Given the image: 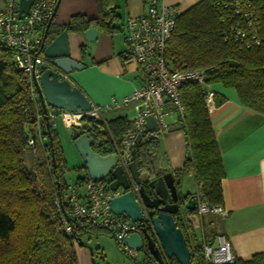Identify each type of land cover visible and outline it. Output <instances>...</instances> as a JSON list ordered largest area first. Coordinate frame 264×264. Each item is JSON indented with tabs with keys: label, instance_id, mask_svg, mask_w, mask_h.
Segmentation results:
<instances>
[{
	"label": "trees",
	"instance_id": "16d2710c",
	"mask_svg": "<svg viewBox=\"0 0 264 264\" xmlns=\"http://www.w3.org/2000/svg\"><path fill=\"white\" fill-rule=\"evenodd\" d=\"M216 1L223 0H200L177 17L165 46V57L173 68L202 69L208 83L220 82L235 88L244 107L264 115V40L245 48L225 38L214 6ZM97 5L96 18L86 19L77 14L66 26H53L52 31L62 28L83 32L90 26L109 32L116 30L113 22L118 16L112 0H97ZM84 51L81 46L82 57ZM180 97L184 116L179 127L184 132L187 151L181 167L172 171L176 188L180 191L183 176L191 175L200 185V194H194L196 198L209 206H221L224 170L202 88L197 83L184 84ZM214 99L215 105H219L225 97L215 92ZM38 109V103L29 96L25 76L14 65L13 52L0 47V264H79L76 247L84 245L82 236L109 233L68 216V185L63 178L65 158L56 128L50 126L48 131L42 121L41 132L47 139L42 145H28V139L35 136L32 119ZM131 128L127 116L120 115L108 120L86 117L78 130L90 133L92 149L104 155L115 152ZM157 149L155 138L143 139L135 146L137 168L151 178L162 173L154 165ZM26 150L32 156L30 168L26 166ZM38 154L42 156L38 158ZM78 168L84 170V176L77 178L75 186L89 178L84 163ZM190 195L185 194V198ZM55 197L59 206L54 203ZM61 214L71 225L70 232L64 230ZM176 221L191 253L188 264H209L203 255L204 235L195 231L190 220L179 217ZM170 260L178 263L174 257ZM230 264H264V259L256 253L250 259L237 258Z\"/></svg>",
	"mask_w": 264,
	"mask_h": 264
},
{
	"label": "built area",
	"instance_id": "2783aa9c",
	"mask_svg": "<svg viewBox=\"0 0 264 264\" xmlns=\"http://www.w3.org/2000/svg\"><path fill=\"white\" fill-rule=\"evenodd\" d=\"M0 7V47L9 48L13 52L15 67L25 76L29 96L36 101L39 109L34 113V137L28 139V145H42L47 135L41 132L42 121L49 127L56 128V119L71 129L81 127L86 117L102 119L103 112L112 108L131 106L134 115L131 119L132 128L127 131L120 145L115 148L116 164L127 169L132 160V149L135 138L141 140L160 139L170 130L168 115L175 114L177 121L182 120L184 108L180 97V88L187 83H197L203 91L204 104L210 112L215 105V90L206 81L202 69L180 70L173 68L165 57V46L171 36L177 17L184 11L175 4H165L162 0H148L144 12L127 16L122 22L127 55L137 64L144 76L138 88L121 99H114L105 105L93 104L89 110L70 112L56 109L46 104V111L41 106L36 83L40 76V65L45 62L41 42L45 28L52 17L58 0H33L28 12L18 17L19 0H1ZM219 21L224 26L225 38H231L245 48L259 45L264 40V1L262 0H223L214 4ZM152 115L156 121V130L146 129L145 117ZM111 175L98 180L88 178L81 185H68L66 203L68 216L87 227L105 229L111 234L119 249L128 255L133 262L141 264H179L163 255L159 262L143 246L140 250L129 248L124 243V236L138 232L139 222H132L125 215H116L109 208L112 197L124 192L122 188L110 189ZM137 187L135 186L134 189ZM200 194V185L197 195ZM54 203L59 206L55 197ZM224 214L220 205L209 206L197 199L196 209L192 212L183 210L179 217L182 220L197 218L202 220L206 215ZM64 230L70 232L72 227L64 214L60 216ZM203 238V237H202ZM140 254H142L140 256ZM203 255L209 264H230L237 256L232 251L229 241L221 233L212 240L203 238Z\"/></svg>",
	"mask_w": 264,
	"mask_h": 264
},
{
	"label": "crops",
	"instance_id": "0c3cea01",
	"mask_svg": "<svg viewBox=\"0 0 264 264\" xmlns=\"http://www.w3.org/2000/svg\"><path fill=\"white\" fill-rule=\"evenodd\" d=\"M162 1L186 10L200 0ZM147 4L148 0H112L118 16L113 25L117 29L111 32L100 29L94 42L85 41L81 32L68 31L71 54L85 65L71 73V82L84 92L91 103L109 104L143 83V74L127 55L122 22L127 16L144 12ZM77 14L86 19L96 18L97 0H59L52 24L54 27L66 26ZM80 45L85 48L83 57ZM211 86L219 96L225 97L224 102L214 105L209 112L224 170L221 179L224 214H210L214 216L213 226L229 241L237 258L246 260L261 253L264 259V115L244 107L235 88L225 87L220 82ZM127 107L107 110L103 112L102 119L123 115L118 111ZM167 119L170 130L158 139V155L154 160L155 167L162 172L180 168L186 154L183 146L179 145L185 136L182 130H178L176 115L170 114ZM160 150L164 151L165 159L159 156ZM140 172L146 175L144 171ZM194 182L191 175L183 176L180 192L195 194L198 185L195 191L189 187ZM190 222L198 233L202 220L192 218ZM76 255L79 264H87L92 253L85 245H80L76 247Z\"/></svg>",
	"mask_w": 264,
	"mask_h": 264
},
{
	"label": "water",
	"instance_id": "95a60500",
	"mask_svg": "<svg viewBox=\"0 0 264 264\" xmlns=\"http://www.w3.org/2000/svg\"><path fill=\"white\" fill-rule=\"evenodd\" d=\"M32 2L33 0H19V18L28 12ZM58 3L59 0L46 25L41 42L45 62L40 65V76L36 83L40 103L44 111L46 104L70 112L76 111L77 108L86 111L91 108L92 103L84 92L71 82L70 76L73 71L81 70L85 65L71 54L68 30L52 31V21ZM81 33L85 41L94 42L99 30L90 26ZM81 46L84 45L79 48ZM46 125L49 131V124ZM144 125L150 132L157 128L152 115L145 117ZM71 138L82 163L85 164L89 178L98 180L110 174V189L125 190L109 201V208L114 214L125 215L132 222L140 223L138 232L124 236V243L135 250L146 246L159 262H163L165 255L167 258L174 257L179 264H188L191 253L184 233L177 224L176 216L183 210L194 211L197 205L196 196L191 194L185 198V194L177 190L172 171L162 172L153 178L146 174L142 178L143 174L135 162V148L132 149V160L126 169L121 164H116L114 152L103 155L94 151L90 133H80L78 127H73ZM140 141L141 135L137 134L135 146ZM89 249L92 253V248ZM91 260L94 262L93 258Z\"/></svg>",
	"mask_w": 264,
	"mask_h": 264
},
{
	"label": "rangeland",
	"instance_id": "374dc122",
	"mask_svg": "<svg viewBox=\"0 0 264 264\" xmlns=\"http://www.w3.org/2000/svg\"><path fill=\"white\" fill-rule=\"evenodd\" d=\"M123 115H126L128 119H131L134 115V111L131 106L119 110ZM178 130H182L180 127ZM56 131L58 134V139L60 141V145L63 150V155L65 158V166L66 170L63 172V178L66 181L67 185H73L74 182L77 180L78 177H81L84 174V170L82 168H78L82 164L81 157L77 152L72 138H71V129L66 128L59 118L56 119ZM183 132V130H182ZM180 146H183V150L186 153V140L183 138L181 140ZM163 150V149H162ZM159 151V156L161 158L164 157V151ZM166 151V150H165ZM158 155V154H157ZM156 155V158H157ZM186 155V154H185ZM42 156L38 154V158ZM24 157H26V166L32 167V156L29 151L26 150ZM34 170V167L32 168ZM38 172V171H37ZM145 175H142V178ZM190 189L193 191L196 190V183H192L189 185ZM183 209V207H182ZM201 222V221H200ZM214 223V218L211 215H206L202 218V228L198 229L199 235H204L206 240H211L213 235L218 233L217 227L212 226L211 223ZM204 231V233H203ZM82 244L85 245L87 251L89 248H92V255L89 256L87 264H132L133 260L122 252L116 245V241L112 235L109 234H99V235H92V234H84L82 236ZM142 254H140L141 256ZM79 256V254H78ZM80 257V256H79ZM91 258L94 259L92 262Z\"/></svg>",
	"mask_w": 264,
	"mask_h": 264
},
{
	"label": "flooded vegetation",
	"instance_id": "af4514ba",
	"mask_svg": "<svg viewBox=\"0 0 264 264\" xmlns=\"http://www.w3.org/2000/svg\"><path fill=\"white\" fill-rule=\"evenodd\" d=\"M176 218L178 219V218H179V216H176Z\"/></svg>",
	"mask_w": 264,
	"mask_h": 264
}]
</instances>
